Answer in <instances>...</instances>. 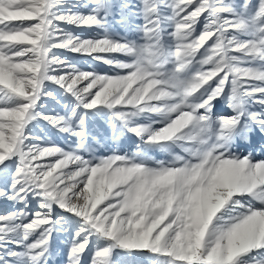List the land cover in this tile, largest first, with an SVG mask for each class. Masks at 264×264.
Instances as JSON below:
<instances>
[{
	"label": "snow or ice",
	"instance_id": "6c2138e0",
	"mask_svg": "<svg viewBox=\"0 0 264 264\" xmlns=\"http://www.w3.org/2000/svg\"><path fill=\"white\" fill-rule=\"evenodd\" d=\"M114 7L0 0V264H49L57 234L67 264H264V159L230 147L264 130V0H123L124 35Z\"/></svg>",
	"mask_w": 264,
	"mask_h": 264
},
{
	"label": "rangeland",
	"instance_id": "374dc122",
	"mask_svg": "<svg viewBox=\"0 0 264 264\" xmlns=\"http://www.w3.org/2000/svg\"><path fill=\"white\" fill-rule=\"evenodd\" d=\"M123 0H113L114 7L113 9V15L110 17V22L112 25V28L119 32L120 34H128L127 26L123 25L121 23H118L120 20L119 16V10L118 6L120 3H122ZM132 4H139L140 0H129ZM239 3L240 0H237ZM253 4L255 5L257 0H252ZM134 23H140L139 17L134 18ZM66 27H69L73 31H76L78 34H82L85 36L91 35V32L88 29H77L73 28L70 25H67ZM58 53L67 56L70 59L74 60L79 66L82 68L87 69L89 65L97 68L98 71L101 72H108L112 71L107 65L93 62L89 57L81 56L79 54H73L71 52H68L66 50H58ZM124 58V57H121ZM49 103V107L56 108V110H60L59 106L55 105L52 102H46ZM218 110L215 111L214 109V115L216 114H232L231 109L227 107V100L226 97H221L217 102ZM250 109L252 111H262V107L259 104L250 102ZM50 128V126H47ZM107 126L105 125V132L104 135L108 136ZM53 139L58 144H63L64 140L67 139V136L64 135H57L54 130L50 133ZM140 141L138 138H136L133 134L127 133L124 136L120 137L119 140L116 142H108L107 147H100L97 149L98 155H108L110 154L111 149H116L121 153L128 152L131 153L136 149L137 144H139ZM231 151L239 153L240 155H247L248 153L252 154L253 159L260 160L264 159V130L260 126L253 125L250 130L245 135H236L233 137V140L231 141ZM176 152L182 151L179 148L175 149ZM149 155L153 156L155 159H169V155L165 152L160 151L159 149H152L149 151ZM4 207L11 209L12 205L10 203H7L3 207H0V211L4 210ZM67 253H68V243L67 238L62 234H57L54 236V239L52 241V255L49 259V264H67ZM92 253L86 252L83 257V264H90ZM117 259H119V254L116 256ZM145 264H150L149 261L145 258Z\"/></svg>",
	"mask_w": 264,
	"mask_h": 264
}]
</instances>
